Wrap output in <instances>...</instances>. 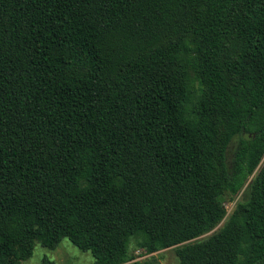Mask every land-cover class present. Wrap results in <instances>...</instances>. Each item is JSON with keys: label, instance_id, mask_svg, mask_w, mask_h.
<instances>
[{"label": "trees", "instance_id": "trees-1", "mask_svg": "<svg viewBox=\"0 0 264 264\" xmlns=\"http://www.w3.org/2000/svg\"><path fill=\"white\" fill-rule=\"evenodd\" d=\"M138 236L264 264V0H0V264Z\"/></svg>", "mask_w": 264, "mask_h": 264}, {"label": "rangeland", "instance_id": "rangeland-1", "mask_svg": "<svg viewBox=\"0 0 264 264\" xmlns=\"http://www.w3.org/2000/svg\"><path fill=\"white\" fill-rule=\"evenodd\" d=\"M237 140L238 139L235 138L229 146L227 155L228 162L231 161L234 149L237 145ZM247 185L244 187L240 194L236 196H225L224 205L226 208V214L224 218L219 222L218 225H216L214 229L196 238L197 240L206 239L215 231L223 227L231 214L236 210L240 201L246 197L245 189ZM140 240L141 238L139 236L134 237L131 240L130 254L133 255L135 259H130L128 262L123 264H130L137 259L147 260L153 258H155L159 262V264H179V259L176 255L175 247L160 250L154 253H149L147 248H141L139 244ZM21 264H95V259L91 252L83 251L76 245H74L68 238H63L60 244L54 249L45 247L41 243L37 242L33 256L23 261Z\"/></svg>", "mask_w": 264, "mask_h": 264}]
</instances>
